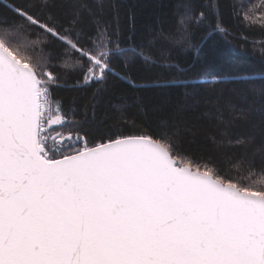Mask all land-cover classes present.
Wrapping results in <instances>:
<instances>
[{
    "label": "snow or ice",
    "instance_id": "6c2138e0",
    "mask_svg": "<svg viewBox=\"0 0 264 264\" xmlns=\"http://www.w3.org/2000/svg\"><path fill=\"white\" fill-rule=\"evenodd\" d=\"M54 7L0 11V264H264V143L236 160L254 172L260 155L261 178L247 183L165 132L90 140L55 91L127 79L115 59L160 66L173 46L199 52L205 21L215 16L214 30L226 32L216 0H186L167 31L139 43L102 17L82 27L79 0L67 26ZM251 7L240 6L243 19L264 27V0ZM61 72L77 79L62 83ZM234 143L247 149L253 139Z\"/></svg>",
    "mask_w": 264,
    "mask_h": 264
},
{
    "label": "trees",
    "instance_id": "16d2710c",
    "mask_svg": "<svg viewBox=\"0 0 264 264\" xmlns=\"http://www.w3.org/2000/svg\"><path fill=\"white\" fill-rule=\"evenodd\" d=\"M36 0H0L5 5H24ZM50 14L65 24L74 9L75 0H54ZM186 0H79L88 7L80 10L81 25L87 29L94 18L118 25L122 37H133L134 43L147 42L153 33L167 31L183 13ZM198 5L210 0H196ZM220 21L226 32L214 30L215 16L195 30L194 44L199 47L180 50L172 47L160 66L137 61L125 67L113 61L116 71L133 80L109 76L106 84L85 85L76 89H56L69 117L83 122L90 140L120 133L165 132L175 139L182 152L204 161L245 182L252 183L257 170L236 164V160L264 143V88L258 87L264 77V27L243 19L240 6L260 5L261 0H216ZM234 6L240 12L234 15ZM204 8H198L203 11ZM258 18L259 7H251ZM11 16L12 13L9 12ZM201 40L203 43L201 44ZM160 44L156 45L159 48ZM165 47H168L167 45ZM170 65L164 67L163 65ZM61 82L72 84L77 77L61 72ZM250 77L247 82L244 78ZM168 82L169 86H158ZM95 96V99L93 97ZM251 137L247 149L238 147L237 138ZM231 141V143H230Z\"/></svg>",
    "mask_w": 264,
    "mask_h": 264
}]
</instances>
